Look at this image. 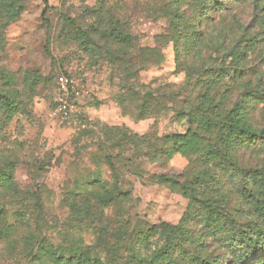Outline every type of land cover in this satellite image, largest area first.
I'll use <instances>...</instances> for the list:
<instances>
[{
  "label": "rangeland",
  "instance_id": "rangeland-1",
  "mask_svg": "<svg viewBox=\"0 0 264 264\" xmlns=\"http://www.w3.org/2000/svg\"><path fill=\"white\" fill-rule=\"evenodd\" d=\"M0 264H264V0H0Z\"/></svg>",
  "mask_w": 264,
  "mask_h": 264
},
{
  "label": "built area",
  "instance_id": "built-area-1",
  "mask_svg": "<svg viewBox=\"0 0 264 264\" xmlns=\"http://www.w3.org/2000/svg\"><path fill=\"white\" fill-rule=\"evenodd\" d=\"M57 85L59 91L67 98L69 93L72 91V82L65 76H59L57 79ZM70 109V106L67 103V100L62 101L59 107V111L63 114H66Z\"/></svg>",
  "mask_w": 264,
  "mask_h": 264
}]
</instances>
